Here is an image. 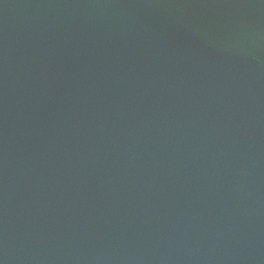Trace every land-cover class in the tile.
<instances>
[{"label": "water", "instance_id": "95a60500", "mask_svg": "<svg viewBox=\"0 0 264 264\" xmlns=\"http://www.w3.org/2000/svg\"><path fill=\"white\" fill-rule=\"evenodd\" d=\"M0 264H264V0H0Z\"/></svg>", "mask_w": 264, "mask_h": 264}]
</instances>
